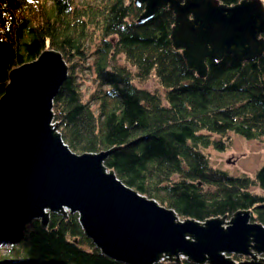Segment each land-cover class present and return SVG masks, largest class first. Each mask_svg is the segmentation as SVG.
Here are the masks:
<instances>
[{
    "label": "trees",
    "instance_id": "1",
    "mask_svg": "<svg viewBox=\"0 0 264 264\" xmlns=\"http://www.w3.org/2000/svg\"><path fill=\"white\" fill-rule=\"evenodd\" d=\"M133 1L0 0V99L12 70L58 52L68 75L53 99V123L71 152L116 148L104 166L180 220L249 210L251 222L264 227V164L253 179L232 177L203 152L225 150L228 134L264 138V55L243 63L229 55L207 59V77L199 79L171 44L173 13L161 9L137 25L143 7ZM218 1L228 7L241 0ZM86 73L96 83L88 98L80 89ZM151 77L162 98L136 85ZM6 244L15 260L8 264H120L85 238L77 214H51L46 229L37 220L0 221Z\"/></svg>",
    "mask_w": 264,
    "mask_h": 264
},
{
    "label": "water",
    "instance_id": "2",
    "mask_svg": "<svg viewBox=\"0 0 264 264\" xmlns=\"http://www.w3.org/2000/svg\"><path fill=\"white\" fill-rule=\"evenodd\" d=\"M143 7L137 25L158 10L173 13L171 44L187 68L207 77L206 60L232 56L252 62L264 55V5L241 0H134ZM61 54L43 52L36 61L12 70L0 99V221L46 229L51 214L78 215L85 238L100 253L122 264H235L230 255L264 264V227L251 212L204 222L180 220L155 200L120 182L104 163L117 149L75 154L53 123V99L67 79ZM53 124V125H52Z\"/></svg>",
    "mask_w": 264,
    "mask_h": 264
},
{
    "label": "rangeland",
    "instance_id": "3",
    "mask_svg": "<svg viewBox=\"0 0 264 264\" xmlns=\"http://www.w3.org/2000/svg\"><path fill=\"white\" fill-rule=\"evenodd\" d=\"M115 63L119 66H124V61L122 57H117L115 59ZM84 75L85 79L81 80L80 89L85 98H88V95L95 90L96 83L91 74L86 73ZM136 85L138 86V88L144 89L150 93L158 94L161 98L162 96H164V90L159 87L158 82L153 77H151L148 81L144 83H136ZM225 136L226 137L222 139L224 142L228 141V146L225 148V150H223L222 152H217L212 148H207L203 151L208 156L207 158H209L210 166L213 169L226 172L229 176L232 177L246 176L253 179V176H255L256 172L261 168V165L264 164V138L259 141H246L234 134H228ZM212 138L215 140L219 139V137L217 136H213ZM253 190V192H258L257 189ZM9 251V244L0 245V264L15 261L14 258L9 256ZM226 257H230L232 259L231 262L235 264H240V262L244 263L251 261L249 257L245 258L234 255H226ZM234 257H237L238 259H240V261H235ZM256 257L257 260L255 261L264 258V256L262 255H258ZM181 260L185 259L181 257L180 261Z\"/></svg>",
    "mask_w": 264,
    "mask_h": 264
},
{
    "label": "bare ground",
    "instance_id": "4",
    "mask_svg": "<svg viewBox=\"0 0 264 264\" xmlns=\"http://www.w3.org/2000/svg\"><path fill=\"white\" fill-rule=\"evenodd\" d=\"M53 125V124H52Z\"/></svg>",
    "mask_w": 264,
    "mask_h": 264
}]
</instances>
